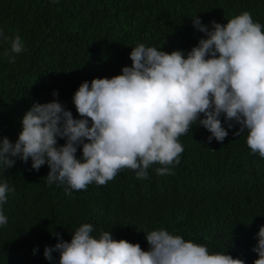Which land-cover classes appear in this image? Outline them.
<instances>
[{"label":"trees","instance_id":"16d2710c","mask_svg":"<svg viewBox=\"0 0 264 264\" xmlns=\"http://www.w3.org/2000/svg\"><path fill=\"white\" fill-rule=\"evenodd\" d=\"M244 11L264 25V0H0V31L19 34L25 45L11 53L10 40L0 36V137L17 140L34 102L58 99L79 118L73 96L81 83L121 74L132 64L131 48L143 43L186 55L204 37L191 19L198 15L211 27ZM220 119L228 131L223 142H209L211 133L193 124L179 138L184 151L171 174L157 175L154 164L144 180L123 169L103 186L75 191L49 186L47 164L36 171L30 159L15 158L6 172L0 168V182L14 188L2 206L8 223L0 226V264H59L57 252L51 261L44 257L45 247L59 242L55 232L70 241L84 223L94 226L93 236L109 231L144 250L145 235L164 228L253 264L264 225V158L251 153L247 131L235 136L239 125L229 129Z\"/></svg>","mask_w":264,"mask_h":264},{"label":"clouds","instance_id":"9594fccd","mask_svg":"<svg viewBox=\"0 0 264 264\" xmlns=\"http://www.w3.org/2000/svg\"><path fill=\"white\" fill-rule=\"evenodd\" d=\"M191 20L204 37L186 55L140 43L131 48L132 64L121 74L82 82L73 96L79 118L58 99L34 102L21 119L17 140L0 137V168L6 172L15 158L25 163L30 159L36 171L47 164L49 186L59 183L75 191H86L93 182L103 186L123 169L134 170L136 178L144 180L148 169L158 164L156 174L163 176L180 163L184 148L179 138L193 124L211 133L209 142L225 140L222 115L229 129L239 125L233 135L247 131L251 153L264 158V25L249 11L226 24L213 20L211 27L198 15ZM0 36L10 40L11 53L25 50L19 34L8 37L0 31ZM5 55L15 63L9 52ZM11 192L7 181L0 182V226L8 223L2 206ZM93 232L89 223L75 230L70 241L55 232L59 242L46 246L44 257L51 261L57 252L59 264H245L242 258L210 253L206 245L164 228L144 234L148 250L116 240L109 231L98 237ZM256 240L252 251L258 258L253 264H264V225Z\"/></svg>","mask_w":264,"mask_h":264}]
</instances>
